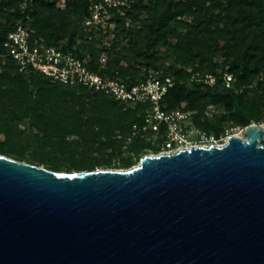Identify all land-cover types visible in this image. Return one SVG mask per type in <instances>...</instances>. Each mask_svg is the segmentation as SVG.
Returning <instances> with one entry per match:
<instances>
[{"label":"trees","instance_id":"1","mask_svg":"<svg viewBox=\"0 0 264 264\" xmlns=\"http://www.w3.org/2000/svg\"><path fill=\"white\" fill-rule=\"evenodd\" d=\"M61 1L0 0V51L25 23L30 44L88 57L87 68L101 76L170 77L161 109L183 105L208 135L264 125V0H134L124 14L111 12L112 31L96 28L91 40L83 25L89 0ZM146 111L145 103L120 104L35 71L18 74L7 62L0 71V155L58 173L127 170L164 140L163 128L154 141L136 133Z\"/></svg>","mask_w":264,"mask_h":264},{"label":"water","instance_id":"2","mask_svg":"<svg viewBox=\"0 0 264 264\" xmlns=\"http://www.w3.org/2000/svg\"><path fill=\"white\" fill-rule=\"evenodd\" d=\"M127 170L0 155V264H264V126Z\"/></svg>","mask_w":264,"mask_h":264},{"label":"built area","instance_id":"3","mask_svg":"<svg viewBox=\"0 0 264 264\" xmlns=\"http://www.w3.org/2000/svg\"><path fill=\"white\" fill-rule=\"evenodd\" d=\"M133 1L89 0V16L83 22L88 40H91L92 30L96 28L112 31L114 25L111 21V12L122 15ZM59 6H64V0ZM31 32L25 23H19L7 35L2 43V51H0V71L7 62H11L18 74L28 75L35 71L52 81L67 84L74 89L85 87L108 96L120 104L130 106L137 103L147 104L143 125L136 130V133L154 141L156 134L163 128L164 140L157 153L150 152L145 156L172 154L192 147H222L230 137L242 138L244 128L229 126L219 137L208 135L195 128L192 125L190 114L183 110V105L171 112L163 111L161 100L173 85L170 77L162 78L158 71L149 72L147 78L137 82L122 80L118 77L101 76L87 68L88 57H77L69 51H64L60 46L30 44ZM106 59V55L100 57L101 67L104 66ZM223 79L227 88L231 75L226 73ZM204 80L209 85L215 82L210 74H206ZM135 166L137 165L132 167Z\"/></svg>","mask_w":264,"mask_h":264},{"label":"rangeland","instance_id":"4","mask_svg":"<svg viewBox=\"0 0 264 264\" xmlns=\"http://www.w3.org/2000/svg\"><path fill=\"white\" fill-rule=\"evenodd\" d=\"M263 125V124H262ZM241 137L244 139L243 133L241 134Z\"/></svg>","mask_w":264,"mask_h":264}]
</instances>
